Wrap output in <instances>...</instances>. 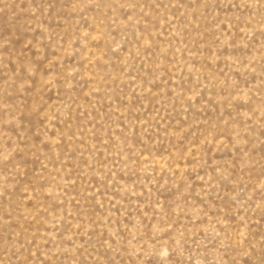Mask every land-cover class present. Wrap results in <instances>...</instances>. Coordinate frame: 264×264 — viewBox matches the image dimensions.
<instances>
[{"label":"rangeland","instance_id":"1","mask_svg":"<svg viewBox=\"0 0 264 264\" xmlns=\"http://www.w3.org/2000/svg\"><path fill=\"white\" fill-rule=\"evenodd\" d=\"M0 264H264V0H0Z\"/></svg>","mask_w":264,"mask_h":264}]
</instances>
